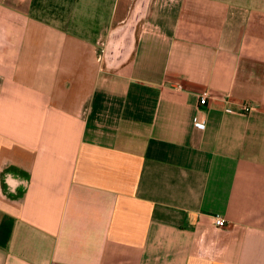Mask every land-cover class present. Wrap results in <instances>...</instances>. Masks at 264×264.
<instances>
[{"label": "crops", "instance_id": "crops-1", "mask_svg": "<svg viewBox=\"0 0 264 264\" xmlns=\"http://www.w3.org/2000/svg\"><path fill=\"white\" fill-rule=\"evenodd\" d=\"M0 264H264V0H0Z\"/></svg>", "mask_w": 264, "mask_h": 264}, {"label": "built area", "instance_id": "built-area-1", "mask_svg": "<svg viewBox=\"0 0 264 264\" xmlns=\"http://www.w3.org/2000/svg\"><path fill=\"white\" fill-rule=\"evenodd\" d=\"M207 98V93H202V95L199 97L198 106L196 108V116L194 120V125L196 127H204V112L199 109V107L205 105ZM247 110V107L245 108ZM212 225L217 229H223L227 226V221L224 217L220 215H214L212 216Z\"/></svg>", "mask_w": 264, "mask_h": 264}, {"label": "water", "instance_id": "water-1", "mask_svg": "<svg viewBox=\"0 0 264 264\" xmlns=\"http://www.w3.org/2000/svg\"><path fill=\"white\" fill-rule=\"evenodd\" d=\"M130 25H131V24H130ZM131 26H132V25H131ZM128 50H129V48H128ZM111 52H112V50H111V51H110V50H107V51H106V56L108 57V55L111 54ZM127 52H128V51H127Z\"/></svg>", "mask_w": 264, "mask_h": 264}]
</instances>
